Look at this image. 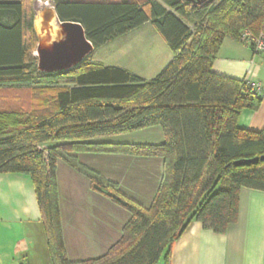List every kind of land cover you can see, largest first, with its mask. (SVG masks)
Instances as JSON below:
<instances>
[{"label":"trees","instance_id":"trees-1","mask_svg":"<svg viewBox=\"0 0 264 264\" xmlns=\"http://www.w3.org/2000/svg\"><path fill=\"white\" fill-rule=\"evenodd\" d=\"M28 1L0 0V91L14 96L9 108L0 107V174L32 180L53 264L168 263L172 245L193 221L225 233L238 221L241 190L264 192V161L234 165L264 156V130L238 127L240 113L257 110L261 100L247 82L217 75L213 67L226 38L264 35V0H210L202 6L166 0L173 13L156 0L55 1L60 21L81 24L95 50L151 23L173 54L151 81L95 63L92 55L70 71L40 73ZM51 87L54 95L46 98ZM152 127L161 128L162 144L98 141ZM80 153L162 159L152 205L125 197L117 184L79 163ZM60 161L131 215L103 257L68 259Z\"/></svg>","mask_w":264,"mask_h":264},{"label":"crops","instance_id":"crops-1","mask_svg":"<svg viewBox=\"0 0 264 264\" xmlns=\"http://www.w3.org/2000/svg\"><path fill=\"white\" fill-rule=\"evenodd\" d=\"M172 59L170 50L159 73ZM213 72L260 88L256 92L259 108L243 110L237 125L262 132L264 56L254 53L248 43L226 38ZM138 77L146 81L155 78ZM98 141L160 145L164 136L160 127H152ZM75 156L79 163L117 184L128 199L144 208L152 205L163 177L162 159L90 153ZM57 186L68 259L78 263L103 257L121 239L130 213L95 193L84 175L61 161ZM0 264H53L34 186L26 175L0 174ZM158 264H264V192L241 190L238 221L223 234L193 221L172 245L168 263L161 259Z\"/></svg>","mask_w":264,"mask_h":264},{"label":"rangeland","instance_id":"rangeland-1","mask_svg":"<svg viewBox=\"0 0 264 264\" xmlns=\"http://www.w3.org/2000/svg\"><path fill=\"white\" fill-rule=\"evenodd\" d=\"M56 0H29L26 7L38 20H42V14L47 9L55 6ZM127 1V0H123ZM163 5L169 12H174L167 5L166 0H156ZM47 3L49 5H47ZM48 6V7H47ZM195 31L194 25H189ZM37 47V45H36ZM170 54V49L164 39L157 33L151 23L146 27L133 31L112 43H109L102 49L95 50L91 56V61L124 69L133 75H144L145 77L156 76L159 74L161 64L165 61V56ZM34 55L37 56L36 51ZM52 87L46 89L49 91V97L54 95ZM15 95V94H14ZM26 95L25 93L23 96ZM14 96L0 91V107L9 108V101ZM27 96H24V98ZM45 100V99H44ZM44 100L41 102L44 104ZM11 103V102H10ZM12 108H10L11 110ZM29 112V111H28ZM26 114V113H25Z\"/></svg>","mask_w":264,"mask_h":264},{"label":"water","instance_id":"water-1","mask_svg":"<svg viewBox=\"0 0 264 264\" xmlns=\"http://www.w3.org/2000/svg\"><path fill=\"white\" fill-rule=\"evenodd\" d=\"M202 6L210 0H182ZM42 20L35 17L34 30L38 39L36 48L38 71L44 74L67 72L90 57L95 48L88 40L81 24L61 22L56 8L45 10ZM264 161V156L235 162V166H249Z\"/></svg>","mask_w":264,"mask_h":264},{"label":"built area","instance_id":"built-area-1","mask_svg":"<svg viewBox=\"0 0 264 264\" xmlns=\"http://www.w3.org/2000/svg\"><path fill=\"white\" fill-rule=\"evenodd\" d=\"M242 41L251 44L254 47V52L256 54H261L262 56H264V35H260L259 37L255 38L252 37L250 33L245 32L243 34ZM247 85L255 92L260 90L259 87L249 82H247Z\"/></svg>","mask_w":264,"mask_h":264},{"label":"flooded vegetation","instance_id":"flooded-vegetation-1","mask_svg":"<svg viewBox=\"0 0 264 264\" xmlns=\"http://www.w3.org/2000/svg\"><path fill=\"white\" fill-rule=\"evenodd\" d=\"M47 5H49L48 3H47ZM48 7V6H47ZM53 8H55V6L53 7ZM60 20V19H59Z\"/></svg>","mask_w":264,"mask_h":264}]
</instances>
